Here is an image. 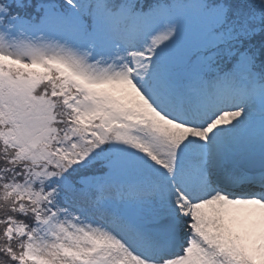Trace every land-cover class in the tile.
I'll return each instance as SVG.
<instances>
[{
  "label": "snow or ice",
  "instance_id": "6c2138e0",
  "mask_svg": "<svg viewBox=\"0 0 264 264\" xmlns=\"http://www.w3.org/2000/svg\"><path fill=\"white\" fill-rule=\"evenodd\" d=\"M0 264H264V0H0Z\"/></svg>",
  "mask_w": 264,
  "mask_h": 264
}]
</instances>
